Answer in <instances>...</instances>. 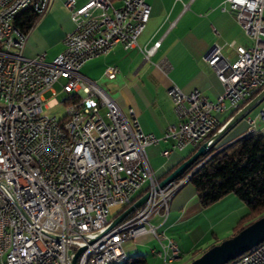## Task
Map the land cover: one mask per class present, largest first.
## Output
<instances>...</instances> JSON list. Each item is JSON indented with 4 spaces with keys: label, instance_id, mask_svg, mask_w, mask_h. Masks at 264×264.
<instances>
[{
    "label": "built area",
    "instance_id": "2783aa9c",
    "mask_svg": "<svg viewBox=\"0 0 264 264\" xmlns=\"http://www.w3.org/2000/svg\"><path fill=\"white\" fill-rule=\"evenodd\" d=\"M51 3L0 0V264H71L85 245L76 264H111L127 255L125 242L146 236L161 245L151 253L173 264L181 249L153 220L168 215L188 176L160 187L146 149L160 142L173 151L199 148L220 125L219 115L241 109L264 88V0L224 1L222 9L234 12L253 45L237 47L234 61L219 51L207 60L223 86L215 100L171 87L177 122L161 137L144 132L133 110L126 116L82 72L117 45L137 46L151 14L147 0H89L80 7L66 0L75 28L64 36L63 51L52 60L44 54L27 58V35L14 18L27 8L42 17ZM158 47L142 50L145 59ZM157 67L170 70L167 61ZM117 74L115 67L106 72L109 79ZM61 79L62 101L53 89ZM62 105L63 115L49 114ZM257 116L264 121V101ZM144 191L150 196L140 207L89 244ZM236 264H264V241Z\"/></svg>",
    "mask_w": 264,
    "mask_h": 264
},
{
    "label": "crops",
    "instance_id": "0c3cea01",
    "mask_svg": "<svg viewBox=\"0 0 264 264\" xmlns=\"http://www.w3.org/2000/svg\"><path fill=\"white\" fill-rule=\"evenodd\" d=\"M65 1L52 0L48 12L31 29L23 50L25 57L44 54L47 60H52L63 51L64 36L75 28ZM88 1L75 0L77 7ZM224 1L147 0L151 14L137 46L130 49L115 46L108 54L88 61L82 68L83 74L106 90L126 116L133 110L144 132L161 137L169 125L177 122L168 93L170 88L177 86L184 93L198 90L215 100L223 93V86L207 60L219 51L222 58L234 61L237 47L253 45L234 12L228 7L222 9ZM156 43L159 47L146 60L142 50ZM162 61L170 65L167 73L157 67ZM110 67L118 70L114 79L106 76ZM230 113L219 115L220 122ZM257 114L237 124L215 148L224 147L252 130L264 134V121ZM166 150L168 155L163 154ZM146 151L151 169L158 177L187 156L171 150L169 143L164 142L149 146ZM248 212V207L233 194L203 208L195 189L185 185L173 197L168 215L153 222L176 240L183 258L191 244L195 248L202 245L204 250L199 254L202 255L211 246L233 236Z\"/></svg>",
    "mask_w": 264,
    "mask_h": 264
},
{
    "label": "trees",
    "instance_id": "16d2710c",
    "mask_svg": "<svg viewBox=\"0 0 264 264\" xmlns=\"http://www.w3.org/2000/svg\"><path fill=\"white\" fill-rule=\"evenodd\" d=\"M40 17L32 8L23 9L16 14L13 24L28 35ZM260 91L255 92L246 103L252 100ZM238 110L232 111L220 123L218 128L209 135L207 140ZM197 150L198 148L193 149L177 166L160 176V180L169 176ZM203 161L205 162L185 185H191L195 189L198 201L203 208L212 206L229 194L235 195L248 207L249 212L239 221L233 236L245 226L264 216V134L262 132L253 130L224 147H211L208 153L200 157L179 179L185 178ZM146 192L144 191V194ZM140 197H142V194L138 198ZM121 264H148V260L144 256L137 255L129 257L126 262Z\"/></svg>",
    "mask_w": 264,
    "mask_h": 264
},
{
    "label": "water",
    "instance_id": "95a60500",
    "mask_svg": "<svg viewBox=\"0 0 264 264\" xmlns=\"http://www.w3.org/2000/svg\"><path fill=\"white\" fill-rule=\"evenodd\" d=\"M264 101V88L241 109H239L228 121H226L217 132L208 139L198 150L187 160H185L179 167H177L169 176L163 179L159 186L163 187L172 181L182 177L200 157L205 156L211 147L220 143L224 137L241 121L250 115L260 104ZM207 160V159H206ZM205 160V161H206ZM203 161L197 165L187 176L189 178L200 168L205 162ZM150 196V193L145 194L133 205L124 210L115 219L110 221L107 227L95 238L89 241L92 244L99 237L111 230L113 227L122 222L130 214H132L138 207H140ZM264 241V216L256 221L245 226L234 236L222 241L221 243L207 249L201 256L194 259L190 264H228L232 260L242 256L254 247L258 246ZM86 249V245L79 247L72 258L71 264H76L78 256Z\"/></svg>",
    "mask_w": 264,
    "mask_h": 264
},
{
    "label": "rangeland",
    "instance_id": "374dc122",
    "mask_svg": "<svg viewBox=\"0 0 264 264\" xmlns=\"http://www.w3.org/2000/svg\"><path fill=\"white\" fill-rule=\"evenodd\" d=\"M63 82L64 81L61 79L59 82H57L53 85V89H54V91H56L57 96H58L60 101H62L65 98V94L62 91V87H61V83H63ZM49 95L50 94H47L45 97L47 98ZM259 108H260V106L257 107L253 112H251L250 116L255 117V115L259 111ZM64 110H65V107H64V105H62L60 107H57L54 110H50L49 114H57L58 116H61V115H63ZM191 150H192L191 147H185L184 149L176 150V151L180 152L182 156H186L190 153ZM220 238H222V237H220ZM209 239H211V238L209 237ZM191 240L192 239H190V243H191ZM211 240H212V242H214L213 238ZM224 240H226V239H223L222 241H224ZM222 241H220L219 243H221ZM201 248H203L202 245H199L198 247L195 248L194 245L191 244V247H187V249H186L185 257L182 258V254H181L180 259L176 260L174 264H190L192 262L191 261L192 257L196 259V258H198L197 256H201L199 254L202 252V250H204ZM123 249L126 252L128 258L129 257H135L137 255H141V256H144L148 260V264H162L161 259H158L156 256H154L151 253L152 249H155L156 251L161 250L160 243L152 236L142 237L141 239L136 240V241L131 240V241L125 242L123 244Z\"/></svg>",
    "mask_w": 264,
    "mask_h": 264
},
{
    "label": "bare ground",
    "instance_id": "6f19581e",
    "mask_svg": "<svg viewBox=\"0 0 264 264\" xmlns=\"http://www.w3.org/2000/svg\"><path fill=\"white\" fill-rule=\"evenodd\" d=\"M0 154H1V147H0ZM248 252H250V251H248ZM248 252H246V253L243 254L242 256H240V257H238V258L232 260V261L229 262L228 264H236V262H238L241 258H243V256H245ZM179 258H180V257H179ZM179 258H178V259H179ZM128 259H129V258H128V256L126 255V256L122 257L121 259H118V260H116V261H112L111 264H121V263H123V262H126ZM178 259H176V260H178ZM174 263H175V261L173 262V264H174Z\"/></svg>",
    "mask_w": 264,
    "mask_h": 264
}]
</instances>
